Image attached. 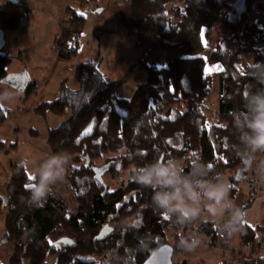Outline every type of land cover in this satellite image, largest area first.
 <instances>
[{"label":"trees","instance_id":"obj_1","mask_svg":"<svg viewBox=\"0 0 264 264\" xmlns=\"http://www.w3.org/2000/svg\"><path fill=\"white\" fill-rule=\"evenodd\" d=\"M238 1L244 3L243 11L238 10ZM129 3L138 37L151 41L153 49L160 52H174L184 45L191 53L200 52L205 47L201 35L205 27H229L230 36L217 42L209 58V62L222 68L216 74L220 98L214 122L206 112L213 76L206 71L203 57H178L163 67L144 65L146 80L129 99L118 96L125 78L109 82L98 59L77 64L79 88H69L68 80H64L58 98L41 102L34 110L41 116H64L70 110L58 127L48 129L47 142L52 153L67 152L87 167L77 169L78 175L71 177V208L66 189H56V185L42 207L31 204L32 187L26 185H35L38 177L30 180L24 165L12 166L0 195V216L7 240L13 245L11 264L26 260L29 264H107L114 252L130 254L127 264H144L154 251L171 245L166 234L171 228L177 244L196 226L208 236L217 237L221 232L215 221L179 226L155 211L151 189L132 179L133 169L156 159L175 158L185 162L188 172L194 155L222 175L246 167L234 121L245 111L244 91L249 86L262 87L248 76V68L264 61V29L251 16L255 5L264 4L258 0ZM30 14L26 1L5 2L0 5V28L4 32L18 30ZM86 22L76 9H67L66 23L57 38L61 58L72 59L78 54ZM13 59L11 52H0V83L9 76L7 68ZM32 86L26 91L28 95ZM6 121V109L0 103V128ZM91 122L92 130L85 135ZM98 161H103V167L109 165L107 170L103 168V176L102 167L96 166ZM117 163L120 166L116 167ZM131 167L130 177L114 190L104 183L105 176L115 179ZM237 190L233 185L230 196H235ZM106 226L113 231L106 239L97 240ZM263 229L245 224L237 236L244 246L253 248L258 231ZM57 242H61L59 247ZM244 263L257 264L251 254L244 257ZM173 264L179 263L173 258Z\"/></svg>","mask_w":264,"mask_h":264},{"label":"rangeland","instance_id":"obj_2","mask_svg":"<svg viewBox=\"0 0 264 264\" xmlns=\"http://www.w3.org/2000/svg\"><path fill=\"white\" fill-rule=\"evenodd\" d=\"M16 0H0V5ZM28 2L31 14L23 19L21 27L15 31L4 32L5 46L1 53L12 50L14 59L7 71L19 72L28 78H33L31 93L20 92L11 85L0 83V95L9 93L13 99L5 100L1 104L6 109L7 121L0 128V195L3 194L6 183L11 176V168L15 164H21L22 160L30 163L26 168L31 177L35 176L39 162L45 160L52 153L48 142L47 132L49 128L58 127L69 115L66 110L64 116L48 113L41 116L35 113V108L44 101H54L59 96V88L64 80H68V87L76 90L79 82L76 79L75 67L79 63L91 59H98L100 70L106 74L109 82H115L125 78L118 92L120 98H131L138 85L146 80L144 65L163 67L167 63L158 62L152 54L161 55L164 60H173L178 57H203L206 60V71L213 76L211 92L206 100V112L211 122H214L215 110L218 108L220 98L219 78L215 68L222 69L220 65L209 62L210 55L219 40H225L230 36L227 26L213 25L202 30V38L205 47L200 52L191 53L187 46H180L174 52H160L151 50V41L138 37L131 22V6L129 0H23ZM233 2V0H226ZM264 4V0H258ZM236 6L239 11L244 10V3L238 1ZM76 9L87 20L86 27L80 38L78 54L72 59L60 57L61 48L57 44V38L62 34L63 24L67 20V9ZM253 19L260 22L264 29V6H254L251 13ZM114 85L110 86L112 90ZM103 96H97V101ZM94 122L85 129L93 127ZM36 131V132H33ZM66 172L64 182H58L56 189H66V201L73 207L70 181L77 174V169L87 167L84 162L77 161L72 155ZM112 156V155H111ZM257 159H264L263 153L257 154ZM22 165V164H21ZM97 167H103V161H98ZM120 163L116 164V167ZM133 167L123 171L120 176L113 178L110 175L104 177V183L114 190L123 181L130 177ZM104 172L101 176L104 175ZM232 185H237L234 202L247 211L246 223L256 226L264 222V177L257 174L253 167H245L238 171H227L223 175ZM206 221H214L210 216ZM198 226L189 232L199 233L205 243L198 247V256H204L214 262L218 255L219 246L211 244L212 237L199 232ZM174 229L167 231L168 239L172 246L178 244L173 237ZM221 235V232L218 236ZM258 241L261 233L258 232ZM239 241L237 233L232 240ZM264 250V243L262 245ZM188 252V251H187ZM193 253V252H192ZM13 245L7 240L4 229V221L0 216V264H11ZM180 252H176L174 260L180 258ZM195 257V256H194ZM185 258V257H184ZM131 255H119L112 253L107 264H127ZM53 258L48 261H52ZM194 262V261H193ZM21 264H29L24 261Z\"/></svg>","mask_w":264,"mask_h":264},{"label":"clouds","instance_id":"obj_3","mask_svg":"<svg viewBox=\"0 0 264 264\" xmlns=\"http://www.w3.org/2000/svg\"><path fill=\"white\" fill-rule=\"evenodd\" d=\"M248 76L262 85L249 86L243 93L245 111L234 121L241 147L240 155L246 167L264 177V159H257L264 153V61L249 65ZM13 95H0V103L13 99ZM71 160L67 152H58L39 162L35 175L37 183L30 189L29 202L42 207L53 194L54 185L64 182ZM30 161L22 160L28 166ZM185 172V162L180 159H156L142 167L133 169L132 179L144 188L151 189V202L155 211L173 220L176 225L186 226L204 222L210 216L221 231L231 238L245 225L247 211L231 198L233 185L213 166L194 155ZM131 228L134 225H127ZM205 243L199 233L181 237L179 246L194 251Z\"/></svg>","mask_w":264,"mask_h":264},{"label":"crops","instance_id":"obj_4","mask_svg":"<svg viewBox=\"0 0 264 264\" xmlns=\"http://www.w3.org/2000/svg\"><path fill=\"white\" fill-rule=\"evenodd\" d=\"M150 48L151 50H153V46H150ZM9 52L12 53V50H9ZM151 54L153 56L152 60L155 58L156 61L163 62V63H168L172 61V60L167 61L166 59L164 60V58H162L161 55H155V53H151ZM220 71L221 69L215 68L214 73L217 74ZM8 75L13 77L14 79L16 75H22V74H20L19 72H10L8 73ZM2 84H7V83L2 82ZM33 84H34L33 78L30 76L26 82L25 88L20 92H26L30 88V86H32ZM257 226L264 227V222L261 224L259 223L256 226H252V227H257ZM258 232L261 233L262 237L260 238V241H258L259 237L257 233V242L255 243L253 248L244 246L241 243L239 238H238L239 241H235V238H233L232 240V237L227 238L226 236H223V235H220L217 237L211 236L212 237L211 244L216 247L219 246V251H220L214 262L209 261L206 257L202 255L198 256V252H199L198 247L194 251L187 252L185 249L180 247L178 244L177 246H174V247L177 248V251L180 252L181 256L180 258L176 259L175 262L179 264H182L183 262H185L186 264H224L225 261L228 262V261L234 260L233 264H245L244 257L251 254L252 257L256 260L257 264H264V250L262 247L264 243V229ZM200 248L201 247L199 246V249Z\"/></svg>","mask_w":264,"mask_h":264},{"label":"water","instance_id":"obj_5","mask_svg":"<svg viewBox=\"0 0 264 264\" xmlns=\"http://www.w3.org/2000/svg\"><path fill=\"white\" fill-rule=\"evenodd\" d=\"M5 46L4 31L0 28V49ZM28 77L24 74L16 75V77L8 76L3 82L11 85L13 88L22 91L25 88ZM112 228L106 226L97 237V240L106 239L112 232ZM66 242V241H64ZM61 242L56 243V247H59ZM177 251V248L166 244L160 249L154 251L144 264H173V258Z\"/></svg>","mask_w":264,"mask_h":264},{"label":"snow or ice","instance_id":"obj_6","mask_svg":"<svg viewBox=\"0 0 264 264\" xmlns=\"http://www.w3.org/2000/svg\"><path fill=\"white\" fill-rule=\"evenodd\" d=\"M91 127L88 128L87 132L85 133V135L89 134L91 132ZM29 179H35V177H29ZM26 187H34V185H26Z\"/></svg>","mask_w":264,"mask_h":264},{"label":"built area","instance_id":"obj_7","mask_svg":"<svg viewBox=\"0 0 264 264\" xmlns=\"http://www.w3.org/2000/svg\"><path fill=\"white\" fill-rule=\"evenodd\" d=\"M233 262H234V260H232V261H225V263L224 264H233Z\"/></svg>","mask_w":264,"mask_h":264}]
</instances>
